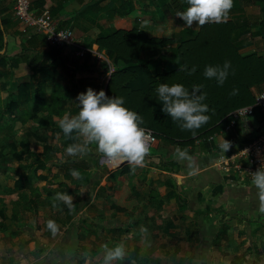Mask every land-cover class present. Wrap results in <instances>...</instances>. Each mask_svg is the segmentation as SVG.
Instances as JSON below:
<instances>
[{
	"label": "crops",
	"instance_id": "crops-1",
	"mask_svg": "<svg viewBox=\"0 0 264 264\" xmlns=\"http://www.w3.org/2000/svg\"><path fill=\"white\" fill-rule=\"evenodd\" d=\"M184 4L187 0H174L170 13L164 14L165 7L158 0H32L33 13L49 9L57 28L74 31L75 44L60 46L48 43L42 31L16 17L15 0H0V107L7 103L8 96L17 94L15 84L35 81L36 73L48 70L47 99L54 105L52 93L57 94L55 98L64 94L65 106L73 108L77 105L76 74L87 77V80H80L83 84L79 86H88L98 92L99 80L96 78L100 79L110 66V60L98 51V35L115 29L129 30L138 22L147 33L158 37L196 30L199 25L194 23L187 27L176 15L185 10L182 9ZM229 19L247 23L250 42L241 52L264 54V39L258 34L264 20V0H234ZM164 24L172 28L168 34L159 32ZM82 49L86 50L84 55H80ZM150 55L151 52H146L143 57ZM259 114L245 118L243 122L240 120L236 129L215 135L214 150L202 144L192 148L195 153H188L191 162L176 159L177 147L165 145L150 152L144 166L133 171L127 163L118 166L113 163L112 167L103 163L92 145L94 148L88 155L75 157L76 161H85L89 165L92 178L76 185L80 191L72 195L74 202L76 200L74 217L66 224L57 221L59 232L53 236L46 227L45 218L48 219L51 213V207L47 206L50 212L43 214L39 231L48 240L39 246V251L47 252L51 242L57 241L62 234H66L64 245L70 244L71 236H75L73 243L78 230L80 255L76 253L74 260L79 264L84 263L82 252L92 257L90 264L98 263L94 257L102 252L104 243L109 246L123 243L128 251L125 264H129L130 259H136L138 264H264V214L258 210L256 188L251 178L236 171L232 160L229 171L224 172L221 165L246 144L245 138L252 141L264 131V114ZM39 115L48 118L47 112ZM61 117L53 115L49 121L58 125ZM55 134L50 139L53 144H57L60 137ZM224 139L231 142L225 153L219 147ZM40 146L43 151L44 142ZM6 148L11 150L9 146ZM56 154L61 158V153ZM3 158H0L1 162L12 161ZM170 161H175V165H170ZM17 165V162L12 164L14 168ZM55 167V172L62 174V169ZM124 167L128 171L123 174ZM52 177L49 175L48 181L57 180L54 184L58 188L50 185L54 191L59 190L61 184ZM82 186L90 191L87 197ZM23 218L20 213L18 220H3L0 240L2 233L4 237L10 232L12 236L18 235L23 229L15 231L12 228L15 222L22 223ZM142 226L147 228L146 234L141 232ZM11 259L12 256L7 255L2 261L11 263Z\"/></svg>",
	"mask_w": 264,
	"mask_h": 264
},
{
	"label": "trees",
	"instance_id": "trees-1",
	"mask_svg": "<svg viewBox=\"0 0 264 264\" xmlns=\"http://www.w3.org/2000/svg\"><path fill=\"white\" fill-rule=\"evenodd\" d=\"M158 1L165 7L164 14L170 13V6L174 0ZM187 7L188 4H184L182 9ZM258 34L264 39V20L260 24ZM249 36L247 23L240 19H228L226 23H206L196 30L190 32L186 30L180 35L164 37L150 35L139 22L129 30L115 29L100 34L96 37L98 51L113 65V70L105 82L108 81L106 94L123 97L124 106L143 117L144 122L141 127L151 130L156 136V141L150 146V149L154 147L155 150L150 152H155L165 145H174L189 154H194L195 149H191L198 145L199 140L203 147L214 150L213 139L209 138L224 130L231 120L233 110L253 104L256 94L264 87V54L258 51L241 52V49L250 42ZM146 52H151V55L144 58L143 54ZM226 60L231 62V68L223 86L218 85L215 79L204 77L203 71L206 65L222 66ZM185 65L189 69L196 66L195 74L188 75L185 71H181L180 69ZM110 69L108 65L107 71ZM35 76V81L15 84L16 96L13 97L12 94L8 96L7 103L4 107H0V133L6 134L5 142H0V158L4 157L3 159L8 160L11 158L18 163L14 168L17 174L15 185L13 188H6L11 194L17 193L18 199L13 201L14 205L10 213L6 207L7 203L3 202L0 208V229L4 228L3 220L7 218L18 220L22 207L38 216L37 211L41 207L50 206L51 213L48 219L45 218L46 227L49 219L63 224L71 222L74 212H69L63 205L54 208L52 198L56 192L75 195L80 191L76 185L87 183L92 178V172L88 171L89 165L85 161H76L75 157H70L65 152L69 144L80 142V138L78 139L75 133L66 137L56 123L49 121L53 115L63 116L66 112L76 114L77 105L73 108L66 107L65 95L61 94L62 97L55 98L57 95L55 93L51 95L54 104L52 105L46 96V87L50 79L48 70H40ZM160 82L182 83L189 89L193 84L204 86L202 91L207 94L204 102L209 105L210 111L207 115L211 118L206 125L196 131V135L181 130L161 111L162 105L155 92ZM87 88L88 86L75 85L74 89L80 93ZM234 89L237 90L236 94H232ZM59 100H61L60 104ZM27 103H29L28 107ZM41 112H47L48 118L40 116ZM28 120H34L33 127L28 128V132L16 142L18 124H25ZM240 120L231 130L238 128ZM49 126H53L56 136L60 135L57 144L50 142ZM43 142V151H36L35 146ZM250 142L245 138L246 144ZM7 146L11 150L4 153V148ZM58 152L61 153L63 160L56 154ZM97 160L99 163L100 157ZM170 165H175V161H170ZM55 166L63 170L62 174L53 172ZM73 169L79 171L80 178L71 175ZM127 171L124 167L121 172L124 174ZM49 175L58 179L61 184L59 190L54 191L50 184H54L57 180L48 181ZM61 177L62 180L59 179ZM44 180L47 184L43 186L36 184ZM0 198L5 200L4 197L0 196Z\"/></svg>",
	"mask_w": 264,
	"mask_h": 264
},
{
	"label": "clouds",
	"instance_id": "clouds-1",
	"mask_svg": "<svg viewBox=\"0 0 264 264\" xmlns=\"http://www.w3.org/2000/svg\"><path fill=\"white\" fill-rule=\"evenodd\" d=\"M188 7L184 11L177 12V17L185 21L187 27L194 23L204 26L206 23H226L230 11L234 6V0H187ZM231 62L226 60L223 65H206L203 75L207 79H215L217 84L223 86L226 81ZM181 71L188 75L196 72V66L190 69L187 65ZM202 84H193L191 89L182 83L160 82L155 88L158 101L161 103V111L176 123L181 130L190 131L196 135V131L206 125L210 116L209 105L204 101L207 94L202 91ZM233 90L232 94H236ZM78 112L76 114L64 113L58 120V127L66 137L73 133L81 142L69 144L65 152L70 157L88 155L94 145L96 151L105 161L117 166L127 163L131 170L142 167L145 158L150 154V144L147 140L146 130L141 127L143 117L137 112L124 106V99L120 96H109L103 89L99 92L91 87L80 92L77 97ZM225 153L231 147V142L224 139L219 145ZM174 157L178 160L192 161V157L186 150L177 148ZM71 175L80 178L78 170H71ZM251 182L256 188L258 210L264 214V164L251 174ZM65 206L69 212L75 211L74 197L66 192H57L52 198L54 208ZM47 229L55 236L59 232V226L55 220L47 221ZM141 232L146 234L147 228L142 226ZM102 258L99 264H123L128 257V251L123 243H108L101 245ZM84 264H90L89 253L82 254ZM75 253H68L69 264H75ZM129 264H138L136 259H130Z\"/></svg>",
	"mask_w": 264,
	"mask_h": 264
},
{
	"label": "rangeland",
	"instance_id": "rangeland-1",
	"mask_svg": "<svg viewBox=\"0 0 264 264\" xmlns=\"http://www.w3.org/2000/svg\"><path fill=\"white\" fill-rule=\"evenodd\" d=\"M172 28L170 27V25L168 24H164L163 26H161L159 28V32L160 34L162 33H166L168 34L169 31ZM109 64L111 66L112 63L111 61L109 62ZM109 71H107L106 73L102 74L99 77L96 78L98 79V85L99 88H101L102 86L107 85L106 80L109 76ZM87 77L82 76L81 74H76V79L75 81L78 82L77 85L79 84H83V81L80 80H87ZM96 79L94 80V82L96 83ZM80 82V83H79ZM108 82V81H107ZM63 88V87H62ZM99 90V89H98ZM64 91V88H63ZM59 92V91H58ZM61 94V92H59ZM79 93V92H77ZM76 93V95H77ZM13 97H15L16 95H12ZM2 106V105H1ZM3 107V106H2ZM33 123H26V124H21L19 123L17 126V137H16V142H18L23 135H25L26 132H28V128L33 127ZM48 135H50V138H52V134L54 133L53 131V126H49V130H48ZM6 134L0 133V142L3 141L5 142L4 138H5ZM1 136H3L1 138ZM201 144V143H198ZM41 144H38L37 146H35V150L38 152H41ZM90 148H94V146H90ZM181 149V148H180ZM5 152L9 150V148L4 149ZM154 151L155 148L153 147V149H150V151ZM9 160H12L11 158ZM7 160V161H9ZM112 163V162H110ZM12 164L16 165V161L12 160L10 162H1L0 161V196L4 197V199L1 200L0 198V208L3 205V202L7 203V210L10 213L11 212V207L14 205L13 201L17 200V193L14 194H9V190L7 191L6 188H11L13 187V182L15 180V178L17 177L16 172L14 171V167L12 166ZM111 167L114 165L109 164ZM222 165V164H221ZM53 172L57 171V168L54 167ZM224 172L226 171L223 168ZM58 171H60L58 169ZM236 171L238 173H243L245 174L243 171L241 170H237ZM45 173H48V171H44ZM63 172V170L61 171ZM246 175V174H245ZM247 176V175H246ZM40 184V185H44L45 184V180L44 181H39L36 182V184ZM10 185V186H9ZM55 188H58V186H56V184L53 185ZM6 187V188H5ZM53 187V188H54ZM83 189V190H82ZM84 196H88L90 191H88V188L85 186H82L81 188ZM26 204V203H25ZM38 216L37 214L34 215L33 212H30L29 210H26L25 208H21V216L23 215V222L22 223H16L15 225H13V228L15 231L18 229L20 231V229L22 228L23 230L20 231V233L18 235L12 236L11 232L9 233L8 237H4V234L2 233L1 236V240H0V264H64L66 262H69L68 260V253L74 252L75 254L78 253L80 255V250L78 249L79 247V240L77 237L78 234V230L76 231V239L75 241L72 243V241L74 240L75 236H71V240H70V244H66L64 245L63 241H65V237L63 239V236H66L62 234V236L59 237V239L55 242H51V248L45 252L44 254H42V252L39 251V249L47 242L48 238L46 235H42L41 232L39 231L41 229V227L39 226L43 220H44V215L43 214H49V210L46 209V207H41L38 211ZM37 216V218H36ZM97 222H99L98 220H96ZM77 225V224H75ZM30 226V227H29ZM40 228H39V227ZM67 234H69V232L67 231ZM71 234V231H70ZM68 237V235H67ZM41 246V247H39ZM61 248H64L63 250H61ZM30 250H32V252H30ZM84 253V252H82ZM199 254V253H198ZM12 256L11 259V263L9 262V260L6 261H2L5 259V256ZM102 258V252L96 253L95 257H94V261L95 259L97 260L99 264L100 259ZM199 259V258H197ZM89 261L93 262L92 257H89ZM69 264V263H68ZM75 264H79L75 261ZM84 264V263H81Z\"/></svg>",
	"mask_w": 264,
	"mask_h": 264
},
{
	"label": "built area",
	"instance_id": "built-area-1",
	"mask_svg": "<svg viewBox=\"0 0 264 264\" xmlns=\"http://www.w3.org/2000/svg\"><path fill=\"white\" fill-rule=\"evenodd\" d=\"M14 12L21 22L42 31L46 35L48 43L60 46L75 44L74 31L70 28H57L49 9H45L38 14L32 12V0H15ZM85 52L86 50L82 49L80 55H84ZM110 68L111 72L113 67L110 65ZM110 72L108 73L110 74ZM101 89L106 93L105 86H102L100 90ZM258 113H261L262 115L264 114V89L257 93L253 104L239 107L231 112V120L223 131H230L238 120L255 116ZM145 130L148 143L151 146V144L156 141V136L151 130ZM209 139H214V136H211ZM200 142L201 140L198 141V143ZM236 159L238 162L235 161ZM230 160L235 163L237 170L243 171L249 178H251L252 172L256 171L262 164H264V131L256 139L244 145L236 154L230 157V159L226 158L222 161L221 164L227 171L230 169ZM101 161L110 164V162L105 161L102 156Z\"/></svg>",
	"mask_w": 264,
	"mask_h": 264
},
{
	"label": "water",
	"instance_id": "water-1",
	"mask_svg": "<svg viewBox=\"0 0 264 264\" xmlns=\"http://www.w3.org/2000/svg\"><path fill=\"white\" fill-rule=\"evenodd\" d=\"M108 83V82H107Z\"/></svg>",
	"mask_w": 264,
	"mask_h": 264
}]
</instances>
